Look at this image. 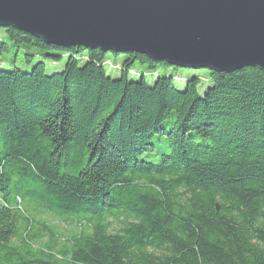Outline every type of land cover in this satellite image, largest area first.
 I'll use <instances>...</instances> for the list:
<instances>
[{
  "label": "trees",
  "instance_id": "16d2710c",
  "mask_svg": "<svg viewBox=\"0 0 264 264\" xmlns=\"http://www.w3.org/2000/svg\"><path fill=\"white\" fill-rule=\"evenodd\" d=\"M0 28L66 54L51 74L0 69V264H264V71ZM135 63L190 75L148 83Z\"/></svg>",
  "mask_w": 264,
  "mask_h": 264
},
{
  "label": "water",
  "instance_id": "95a60500",
  "mask_svg": "<svg viewBox=\"0 0 264 264\" xmlns=\"http://www.w3.org/2000/svg\"><path fill=\"white\" fill-rule=\"evenodd\" d=\"M0 27L60 47L264 71V0H0Z\"/></svg>",
  "mask_w": 264,
  "mask_h": 264
},
{
  "label": "rangeland",
  "instance_id": "374dc122",
  "mask_svg": "<svg viewBox=\"0 0 264 264\" xmlns=\"http://www.w3.org/2000/svg\"><path fill=\"white\" fill-rule=\"evenodd\" d=\"M0 40L2 42L6 43V49L0 51V69H13V68H18L23 71H29L32 66L39 62L42 61L45 65V73L46 74H51L53 72L61 71L64 66V60L66 57V54L64 53H57L55 51H45L41 50L36 47L32 46H26V45H20V46H15L11 42L8 41L4 31L2 28H0ZM57 54L61 56V59L58 61H53L51 60L50 57H47L46 54ZM29 61V62H28ZM107 61L109 62V66H112L113 68L118 67V64H120L123 61V56L118 55L114 56L111 53L107 54ZM131 70L134 72H137L139 75L140 74H146V81L148 83H151L154 81L155 76H153V73H156L158 75H173L176 77H187L190 75L189 71L186 70H170L166 69L164 67H158L155 70H150L146 66H141L137 63L133 64L131 67ZM106 72L110 76H118L120 73L111 70L109 67H106ZM148 74V75H147ZM200 75L206 76L205 72H202ZM130 78L133 79H138V77H133L129 76ZM177 86L182 87L183 82H176ZM51 224L56 225L60 231H68V226L65 225V221H59L57 220H50Z\"/></svg>",
  "mask_w": 264,
  "mask_h": 264
}]
</instances>
